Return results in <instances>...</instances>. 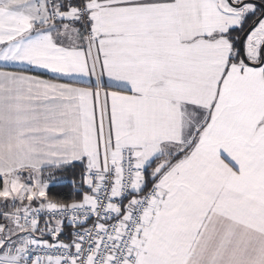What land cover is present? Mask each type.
Here are the masks:
<instances>
[{
  "label": "snow or ice",
  "instance_id": "1",
  "mask_svg": "<svg viewBox=\"0 0 264 264\" xmlns=\"http://www.w3.org/2000/svg\"><path fill=\"white\" fill-rule=\"evenodd\" d=\"M0 264H264V0H0Z\"/></svg>",
  "mask_w": 264,
  "mask_h": 264
}]
</instances>
